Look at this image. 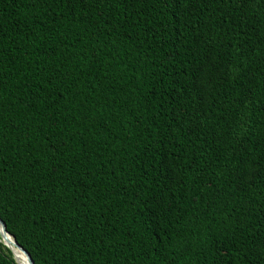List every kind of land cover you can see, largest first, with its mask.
<instances>
[{"label": "trees", "instance_id": "1", "mask_svg": "<svg viewBox=\"0 0 264 264\" xmlns=\"http://www.w3.org/2000/svg\"><path fill=\"white\" fill-rule=\"evenodd\" d=\"M0 219L34 264H264V0H0Z\"/></svg>", "mask_w": 264, "mask_h": 264}, {"label": "water", "instance_id": "2", "mask_svg": "<svg viewBox=\"0 0 264 264\" xmlns=\"http://www.w3.org/2000/svg\"><path fill=\"white\" fill-rule=\"evenodd\" d=\"M8 237H11L12 244L16 248H18L26 256V258L28 260V263L29 264H34V262L32 261V259L30 257V255L28 254V252L23 247H21L20 245H18V243L16 242V240L14 239V237L12 235H10L9 232L7 231L5 223L0 219V241L10 251L14 263L15 264H18L16 262L14 256H13L12 252H11L10 247H9L10 241L8 240Z\"/></svg>", "mask_w": 264, "mask_h": 264}, {"label": "bare ground", "instance_id": "3", "mask_svg": "<svg viewBox=\"0 0 264 264\" xmlns=\"http://www.w3.org/2000/svg\"><path fill=\"white\" fill-rule=\"evenodd\" d=\"M8 240L10 241L9 247L11 249V252L18 264H29L26 256L12 244L11 237H8Z\"/></svg>", "mask_w": 264, "mask_h": 264}, {"label": "snow or ice", "instance_id": "4", "mask_svg": "<svg viewBox=\"0 0 264 264\" xmlns=\"http://www.w3.org/2000/svg\"><path fill=\"white\" fill-rule=\"evenodd\" d=\"M169 2H170V3H175V2H176V0H169Z\"/></svg>", "mask_w": 264, "mask_h": 264}]
</instances>
